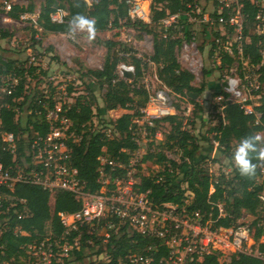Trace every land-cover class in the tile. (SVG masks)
I'll list each match as a JSON object with an SVG mask.
<instances>
[{
	"label": "built area",
	"instance_id": "2783aa9c",
	"mask_svg": "<svg viewBox=\"0 0 264 264\" xmlns=\"http://www.w3.org/2000/svg\"><path fill=\"white\" fill-rule=\"evenodd\" d=\"M210 2V8L194 0L187 2L183 11L166 10L158 21L161 36L163 39L179 40L174 47L176 61L192 74L200 72L204 66L206 58L203 44H206V64L209 68L221 64L222 52L230 55L234 59L233 65L220 79L223 92L213 98L218 104L224 100L236 102L246 113H251V99L256 96L253 92L259 90L262 84L259 80V65L248 63V59L243 56L242 3L240 0ZM14 3V0L0 1L5 21L27 22L36 31V39L39 34L49 32L39 25V13L23 11L17 19L11 18L8 12ZM123 3L126 15L118 20L117 27L111 28L116 29L115 33H118V41L121 43L118 51L121 59L116 65L113 81L124 78L125 71L135 73V65L127 61L128 58H142L140 79L147 101L138 108V114L131 118L128 128L136 147L132 150L122 149L128 155L127 158H110L104 152L98 156V190L89 191L86 188V182L80 179L72 163L73 145L81 141L82 134L77 132L65 113L78 96L86 95L88 91L82 89L76 92L77 84L71 80L67 84L62 83L59 75L46 78L39 75V72H23V75L17 72L0 73V215H6L11 207H15L10 192L17 184L38 185L50 192L68 191L80 203V208L74 212L58 213L64 226L62 236L47 237L26 246L28 259L25 263L60 264L62 257H68L71 250H80L84 242L87 254H83L88 256L90 264H107L111 259L108 243L112 237H120L125 232L151 239V242L141 252L131 251L119 257L120 263L152 264L154 252L161 247L165 252L155 264H194L210 254L216 255L221 264H228L235 254L251 255L264 262V250L259 248L260 244H264V233L255 242L251 224L239 220L227 226L216 224L211 212L188 210L185 204L157 200L152 197L150 190H139L142 176L156 174L145 172L146 166L152 162L143 161V156L147 152H160L158 147L164 142L155 120L175 114V101L179 96L159 79L156 64L139 50L145 45L152 51V37L140 42L138 46L133 39V23H150L153 0H123ZM254 3L257 8V30L261 32L264 31V0H254ZM157 8L161 9V4ZM66 18L65 6L57 7L49 14L52 23H67ZM71 40L76 42L75 38ZM261 54L263 62L264 48ZM30 59L33 61L34 55ZM151 70L153 73L150 76L147 73ZM46 79L52 82L46 84ZM126 80L131 82L134 79ZM222 82L226 86H222ZM4 109L13 110L15 118L23 123L27 122L28 115L34 114V118L37 117L47 126L43 134L33 132L19 158L17 139L26 138L27 133L19 132L16 135L1 128ZM96 127L99 129V122L93 125L92 130ZM102 131L108 137L118 136L113 125ZM142 144L149 149H142ZM217 144L213 141L214 146ZM153 147L158 149L154 152ZM162 152L170 158L166 151ZM166 167H170V164L167 163ZM259 168L260 173L264 174V163H259ZM153 178L157 183L161 181L162 175ZM210 191H213V185ZM191 195L189 191L185 192V203H188ZM17 201L21 208H14V212H17L18 218H22L27 215L25 199L18 198ZM218 211L219 215L223 214L220 203ZM72 232H76V235L69 241L68 236Z\"/></svg>",
	"mask_w": 264,
	"mask_h": 264
},
{
	"label": "trees",
	"instance_id": "16d2710c",
	"mask_svg": "<svg viewBox=\"0 0 264 264\" xmlns=\"http://www.w3.org/2000/svg\"><path fill=\"white\" fill-rule=\"evenodd\" d=\"M192 1L194 0H153L150 23L135 22L132 25L134 30L151 34L153 50L149 58L157 66L159 79L179 98H186L189 93L200 95L205 89V83L199 86L192 84L194 75L180 67L175 58L174 47L179 40L177 38L163 39L158 21L166 10L169 12L183 11L186 3ZM240 1L244 24L243 56L248 59V63L259 65V80L262 85L259 90L253 92L254 95L258 96V103L253 105V112L251 113H246L238 103L233 101L224 100L220 104L215 102L214 108L219 109V111L215 114L216 122L209 132L212 134L211 139L218 143L216 146L218 153L212 160L217 163L219 155H223L227 160L229 170L226 172L219 171L217 175L208 170L205 165L210 160L209 151L213 148V144L210 143L208 154H202L199 135H194L184 127L183 118L178 114L179 105L175 104L177 110L175 114L157 119L155 122L157 128L162 122L169 126L161 146H165V149H176L180 156L178 160H174L167 158L162 150L156 154L147 152L142 158L143 161L159 163L165 167L155 174L162 175L160 182L154 181L155 175L142 176L139 190H150L152 197L157 200L172 201L179 205L185 204L188 210L211 212L212 217L216 220L215 223L224 226L236 222L245 213L250 214L254 217L251 223L253 239L258 242L264 233L262 226V222H264V199L262 198L264 196V182L261 180L264 174L260 173L258 166L253 177H242L229 163V159L242 137L264 131V61L262 62L261 54L264 48V31L258 32L257 30L258 22L255 19L257 8L254 0ZM158 4H161V9L157 8ZM64 6L67 8V23H52L49 14L57 7ZM33 8L32 2L27 6L14 3L8 15L17 19L21 12H31ZM39 8V25L45 31L53 33H68L67 25L76 14L93 19L95 21V33L117 27L118 20L126 15L123 0H90V3L86 0H39ZM6 36H10V34L0 30V38ZM105 43L109 48L114 45L111 40ZM120 49L121 43H118V46L113 50L107 51L101 69H88L85 73V75L94 78V85L106 83L102 105L97 103L94 88L86 86L88 94L78 96L65 112L72 120L73 127L82 134L81 141L73 145L72 163L77 168L80 179L86 182V188L89 191H96L100 187L96 181L99 155L104 152L110 158L126 159L128 155L122 149L132 150L136 147L128 127L131 118L138 114V108L144 106L147 101L145 89L142 84H138L141 80L140 64L142 58L131 56V62L136 68L133 81L129 82L124 78L113 81L116 77V65L121 59L118 56ZM233 62L234 59L230 55L222 52V61L217 68L225 72L233 65ZM36 69L37 65H34L33 61L28 66L23 63L17 65L16 60L0 56V73L17 72L23 75V72L32 73ZM205 72L209 74L211 70H205ZM220 92H223L222 88L215 91L214 95ZM189 101L197 111L201 110L197 100L189 98ZM93 107H95V113ZM118 108L131 111L125 112L115 119H108V123L112 124L118 132V136L108 137L97 127L92 130L94 117L98 118L97 122L99 123L107 121L103 119V116L101 117V114ZM33 115H28L27 122L23 123L15 118L13 110L4 109L2 111L1 128L3 130L12 131L16 135L19 132L27 133L26 138H18L17 136L18 158L22 155L25 143L31 140L34 131L43 134L47 130L46 124L40 122L37 117L34 118ZM254 162L256 161L254 160ZM167 163L170 164V167H166ZM211 185H213V191H210ZM187 191L192 195L188 203H185L184 194ZM10 193L13 196L12 201L15 203V207H11L6 215H0V264H24L28 259L26 246L47 237L59 238L62 236L64 226L60 222L58 213L74 212L80 208V203L68 191L55 190L50 192L33 184H17ZM18 198L25 199L27 208V215L22 218H18L17 212H14V208H21L17 201ZM219 203L223 209L222 215H219ZM75 235L76 232H72L68 236L69 241ZM149 242L151 239L139 235H129L127 232L120 237H112L107 245V249L111 253V259L107 264H128L120 263L118 258L124 257L131 251L141 252ZM86 246L83 242L80 250H71L68 257H62L60 264H68L70 256L81 261ZM259 248L264 250V244H260ZM164 252L163 247L154 252L152 264H155ZM194 264L221 263L216 255L210 254L205 256L202 261ZM228 264H264V262L251 255L235 254Z\"/></svg>",
	"mask_w": 264,
	"mask_h": 264
},
{
	"label": "rangeland",
	"instance_id": "374dc122",
	"mask_svg": "<svg viewBox=\"0 0 264 264\" xmlns=\"http://www.w3.org/2000/svg\"><path fill=\"white\" fill-rule=\"evenodd\" d=\"M86 1L90 3V0ZM199 1L202 2V0ZM14 2L23 6H27L30 2H32L34 5L32 11L35 13H39L40 11L39 0H14ZM4 15V12L0 10V30L8 32L10 36L0 38L1 57L16 60L17 65L23 63L25 66H28L32 62L30 59L31 56L34 55L33 62L34 65H37L35 72H39V75L46 78H52L53 76L59 75L62 78V83L66 84L69 83V80H71L77 84L76 92H80L82 89L86 90V86L93 87L97 103L102 105V96L106 83H103V85H100L99 83L94 85V78L92 76L85 75V73L88 69H101L107 51H111L118 46L119 41L117 37L118 33H115L116 29L113 28L95 33L91 40L88 38V34L86 32L77 33L75 37L76 42L71 40V38L67 36V33L43 32L39 34V38L36 39V31L27 22H18L15 20L5 21L4 17L6 16ZM143 33L144 31L140 30H135L134 32L133 39L135 40L137 46L140 42H144L145 39L148 40V38L152 37L150 33H146L145 35H143ZM110 40L114 42V45L111 48H109L105 43ZM139 50L143 56H149L152 52L145 45ZM127 61H131V58H128ZM203 63L204 66L201 68L200 72L193 73L194 79L192 81V84L195 86L205 83L204 91L195 99L200 105L201 110L197 111L195 106L190 103V96H187L186 98H178L175 101V104L179 105L178 114H180L183 118L184 127L190 130L194 135H199V144L201 150L203 149L202 154H208V151H205V148H207L209 144L214 141L211 139L212 134L209 130L215 124V114L219 111V109L214 108V105H216L215 99L213 98L214 90L210 89L208 86H210V84L218 83L225 72H223V70L221 71L217 67L213 69L209 68L206 64V60H204ZM205 70H211V72L207 74ZM152 73L153 72L151 70L147 74L151 76ZM44 81L46 84L52 82L50 79H46ZM138 84H142L141 80ZM93 112H96L95 107H93ZM125 112L131 111L128 109L118 108L102 113L101 117L103 116V119H106L107 121H101L102 123H99V130L110 128L112 124L108 123V119H115ZM97 120V117L93 118V125L97 122ZM158 127V130L162 134V138L165 139V134L168 132L169 126L167 123L162 122L158 125ZM262 136H264V134ZM163 143H161V145ZM161 145H159V149L166 151L170 158L178 160L180 154L176 151V149H165V146L162 147ZM141 148L145 150L148 147L142 144ZM158 148L153 147L152 150L155 152ZM213 149L214 150L210 152V160L206 162L207 165L205 166L214 175H217L219 171L226 172L229 170V167H227V160L223 155H219L218 162H213L212 158L218 153V150L215 148ZM162 168V164L151 163L146 166L145 172L153 174L162 170ZM261 180L264 182V177H261ZM253 218L254 217L250 214L245 213L239 221L251 224ZM84 252L87 254V251ZM86 254L83 256L81 261H78L73 256H70L68 264H90Z\"/></svg>",
	"mask_w": 264,
	"mask_h": 264
},
{
	"label": "clouds",
	"instance_id": "9594fccd",
	"mask_svg": "<svg viewBox=\"0 0 264 264\" xmlns=\"http://www.w3.org/2000/svg\"><path fill=\"white\" fill-rule=\"evenodd\" d=\"M95 31V21L81 14L74 15L67 25L70 38H75L77 33L86 32L91 40ZM229 163L238 171L240 176L253 177L259 163H264V136L253 133L242 137L236 145Z\"/></svg>",
	"mask_w": 264,
	"mask_h": 264
},
{
	"label": "crops",
	"instance_id": "0c3cea01",
	"mask_svg": "<svg viewBox=\"0 0 264 264\" xmlns=\"http://www.w3.org/2000/svg\"><path fill=\"white\" fill-rule=\"evenodd\" d=\"M201 4L202 5H204V6H207L208 8H210V6L212 5L211 4V2H210V0H202V2H201ZM203 46V48H205V51H203V54H204V56H205V60H206V62L208 61L207 60V52H206V44L204 45H202ZM210 89H213L214 90V92L215 91H218V90H220V88H221V82L219 81L218 83H214V84H210V86H208ZM213 92V93H214ZM199 95V94H198ZM255 96V95H254ZM258 96H255V97H252V99H251V103L253 104V105H256L258 102ZM259 134L260 135H263L264 134V131H261V132H259ZM213 144V143H212ZM213 148H215L216 149V146H212ZM209 148H210V144H209V146L207 147V148H205V151H208L209 150ZM213 148H211V150L209 151V153L210 152H212L214 149ZM203 150V149H202ZM202 150H201V152H202ZM215 153V152H214ZM213 155V154H212Z\"/></svg>",
	"mask_w": 264,
	"mask_h": 264
},
{
	"label": "water",
	"instance_id": "95a60500",
	"mask_svg": "<svg viewBox=\"0 0 264 264\" xmlns=\"http://www.w3.org/2000/svg\"><path fill=\"white\" fill-rule=\"evenodd\" d=\"M123 76L124 78L129 79V80L134 79V74L132 72L125 71L123 72ZM222 86H226V83L222 82ZM188 95L194 100L199 96L198 93H189Z\"/></svg>",
	"mask_w": 264,
	"mask_h": 264
}]
</instances>
